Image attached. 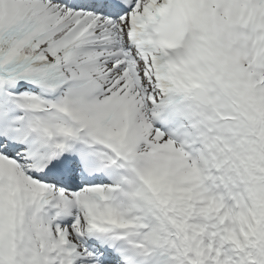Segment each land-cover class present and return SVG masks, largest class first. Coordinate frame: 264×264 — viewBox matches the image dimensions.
Segmentation results:
<instances>
[{
	"label": "snow or ice",
	"instance_id": "6c2138e0",
	"mask_svg": "<svg viewBox=\"0 0 264 264\" xmlns=\"http://www.w3.org/2000/svg\"><path fill=\"white\" fill-rule=\"evenodd\" d=\"M0 264H264V0H0Z\"/></svg>",
	"mask_w": 264,
	"mask_h": 264
}]
</instances>
